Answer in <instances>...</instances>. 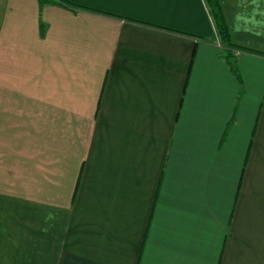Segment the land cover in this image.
<instances>
[{
  "label": "crops",
  "instance_id": "0c3cea01",
  "mask_svg": "<svg viewBox=\"0 0 264 264\" xmlns=\"http://www.w3.org/2000/svg\"><path fill=\"white\" fill-rule=\"evenodd\" d=\"M233 2L230 46L204 0L5 3L0 264H264V0Z\"/></svg>",
  "mask_w": 264,
  "mask_h": 264
},
{
  "label": "rangeland",
  "instance_id": "374dc122",
  "mask_svg": "<svg viewBox=\"0 0 264 264\" xmlns=\"http://www.w3.org/2000/svg\"><path fill=\"white\" fill-rule=\"evenodd\" d=\"M7 1L9 2V6H16V7L19 8V9H17L16 13L20 17H17V20H21V21L25 20V21L30 22V23L36 21V22L39 23V21H40V12L38 10V7L40 8L41 6L44 5L43 0H0V24H1V22L3 20V17H4L3 10H4V5H5V3ZM233 1H235V0H222V6L219 3L221 12L223 13L222 7H225L228 12L230 11L233 15H235L234 18L232 17V21L235 24L237 30L239 29V26L241 25V23H243V24L245 23L243 26H245L246 31H248L247 26H248L249 23H247L246 21H244L243 19H241L239 16H237L235 14V11L239 8V4L238 3H234ZM204 2L206 3L205 0H204ZM207 9H208L210 17L212 19L214 28L217 31V29H216V19L214 18L213 13L210 12L211 10H210V7H208V4H207ZM6 17H7V21H9L10 14H7ZM12 19L14 20L15 16H12ZM259 88H260L259 85L254 88L255 90L253 92V99H252L253 102L254 101L255 102L258 101V95H257L256 92L258 91Z\"/></svg>",
  "mask_w": 264,
  "mask_h": 264
},
{
  "label": "trees",
  "instance_id": "16d2710c",
  "mask_svg": "<svg viewBox=\"0 0 264 264\" xmlns=\"http://www.w3.org/2000/svg\"><path fill=\"white\" fill-rule=\"evenodd\" d=\"M206 4H208V7H210V12L213 13L214 18L216 19V29L217 32L220 35V38L226 46H230L233 43H231L230 40V31L225 23V19L223 16V13L220 9V4L218 0H205ZM233 62V61H232Z\"/></svg>",
  "mask_w": 264,
  "mask_h": 264
}]
</instances>
